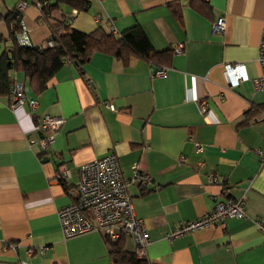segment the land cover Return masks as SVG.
Returning a JSON list of instances; mask_svg holds the SVG:
<instances>
[{"label": "crops", "instance_id": "1", "mask_svg": "<svg viewBox=\"0 0 264 264\" xmlns=\"http://www.w3.org/2000/svg\"><path fill=\"white\" fill-rule=\"evenodd\" d=\"M20 1L27 3L19 11L32 46L44 44L49 22L67 12L70 28L83 33L114 27L117 37L139 25L153 50L171 55L161 78L142 57L93 52L81 67L66 61L40 93L25 82L26 98L37 101L33 109L0 96V264L112 263L103 232L65 238L58 222L80 166L107 153L117 156L125 178L134 164L151 177L144 189L129 186L147 229L150 264H264V233L256 226V219L264 221V90L251 80L229 86L222 74L224 63L237 62L249 78L259 75L264 0H90L86 11L62 7L48 20L40 17L39 0H0V16ZM219 17L224 30L214 34ZM0 34L1 54L9 45L3 19ZM12 77L24 81L21 72ZM45 114L62 122L43 151ZM61 163L70 171L64 181L55 178ZM226 197L241 200L246 215L165 238ZM121 239L134 250L130 237Z\"/></svg>", "mask_w": 264, "mask_h": 264}, {"label": "built area", "instance_id": "2", "mask_svg": "<svg viewBox=\"0 0 264 264\" xmlns=\"http://www.w3.org/2000/svg\"><path fill=\"white\" fill-rule=\"evenodd\" d=\"M26 2H18L17 8L26 7ZM39 9L40 2H36ZM224 20L222 17L216 19L212 24V33H223ZM111 34L116 33L114 27H108ZM17 39L21 45L29 46L28 29L20 21V29L17 32ZM48 45L53 42L48 41ZM182 44L174 48V52H181ZM257 62L260 73L249 78L245 66L242 63L227 62L223 64V77L229 86H238L245 80H251L256 90H264V25L262 28L259 44ZM154 76L165 77L166 69L153 68ZM26 86L24 82L12 78L9 88L10 106L21 105L25 101L30 108H35L37 101L35 98H26ZM201 113H204L205 100H198ZM62 120L53 115L45 114L41 117V128L46 132V136L40 140V147L43 151L48 150L54 141V132L57 130ZM138 164L132 166V175L125 178L118 165L117 156L114 153H107L82 164L79 168V179L72 190H70L71 202L58 210V222L62 235L70 238L89 231L103 232L111 240H118L122 237H130L134 244V253L138 257H145V250L149 244L147 229L141 218L134 212L131 203L129 186L137 183L142 189L151 181L148 173L140 170ZM70 175V171L63 163L59 164L55 178L64 181ZM211 182H217L214 174L208 176ZM246 215L244 205L241 200H234L226 197L215 201L213 207L198 218L178 223L165 234L169 241L176 237L194 232L196 230L212 227L224 222L228 218H242ZM258 230L264 233V221L256 219ZM22 264V263H17Z\"/></svg>", "mask_w": 264, "mask_h": 264}, {"label": "trees", "instance_id": "3", "mask_svg": "<svg viewBox=\"0 0 264 264\" xmlns=\"http://www.w3.org/2000/svg\"><path fill=\"white\" fill-rule=\"evenodd\" d=\"M40 17L49 19L55 9L66 7L77 12L86 11L90 0H39ZM17 8L0 16L6 22L7 40L0 54V96H8L12 74L21 72L24 85L27 82L35 93L42 92L55 72L68 60L80 67L88 62L93 52L111 54L122 60L128 56H138L148 60L152 68H161L162 62L169 59L170 50L156 51L150 45L148 38L139 25H133L114 36L106 28L98 26L89 33H83L70 28L71 15L62 14L60 20L49 22L50 36L40 46L21 45L17 39L20 29L21 14ZM6 39V38H5ZM4 37L0 34V42ZM48 41L53 45H48ZM105 239L109 246L111 264H150L145 258L138 257L134 251L124 248L123 239Z\"/></svg>", "mask_w": 264, "mask_h": 264}]
</instances>
